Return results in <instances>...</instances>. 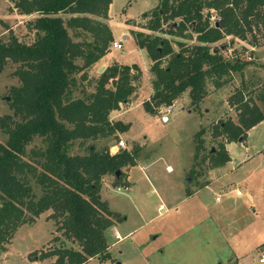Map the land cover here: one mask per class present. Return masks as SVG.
Returning a JSON list of instances; mask_svg holds the SVG:
<instances>
[{
    "label": "trees",
    "instance_id": "trees-1",
    "mask_svg": "<svg viewBox=\"0 0 264 264\" xmlns=\"http://www.w3.org/2000/svg\"><path fill=\"white\" fill-rule=\"evenodd\" d=\"M111 1L14 0L20 13L37 15L28 22L35 29L32 42H23L13 33L7 39L0 38V69L7 62L17 63L14 74L20 82L11 86L13 113L0 116V128L7 134L0 142V251L18 226L52 209L49 217L54 219L55 229L78 247L57 245L39 254L33 250L31 257L55 255L49 264H83L93 256L102 261L112 258L105 230L124 217L101 198V178L113 174L114 184L120 183L124 172L116 179L115 170L134 165L139 147L111 152L110 147L96 149L89 143L83 153L68 152L76 139L82 145L87 139L116 137V131L128 128L121 120L111 121L109 112L135 89L133 80L141 73L137 63L109 64L95 78V90L88 96L68 95L69 74L79 69L76 60L83 59V69L109 51L113 35L106 19ZM204 8L218 12L214 23ZM141 17L147 18L141 27L152 32L167 23L172 27L169 32L186 36L184 30L190 26L200 41L174 51L167 37L131 30L137 46L145 47L153 60V91L149 101H143L152 114V100L156 106L169 104L189 87L191 99L199 102L207 77L221 86L233 70L244 68L247 61L226 59L211 43L228 34L247 39L251 33L256 41L258 33L264 36V0H158L142 11ZM176 18L179 20L174 25ZM66 24L88 32L91 39H73ZM175 43L184 44L180 40ZM109 80L111 85H107ZM257 95L264 99L263 92ZM231 96L239 121L229 118L216 123L215 135L226 136L228 142L245 141L248 130L264 120V108L242 90ZM34 136H41L44 144L27 151ZM207 159L212 167L230 160L226 143L211 149ZM32 179L40 186L37 196L32 192Z\"/></svg>",
    "mask_w": 264,
    "mask_h": 264
},
{
    "label": "rangeland",
    "instance_id": "rangeland-1",
    "mask_svg": "<svg viewBox=\"0 0 264 264\" xmlns=\"http://www.w3.org/2000/svg\"><path fill=\"white\" fill-rule=\"evenodd\" d=\"M154 3L156 5L158 0H112L109 6L108 22L114 40H120L122 47L114 48L110 43L107 59L110 64L137 63L141 69L127 100L109 112L111 121L121 120L128 128L116 131L117 138L110 135L87 139L82 145L76 139L68 148L71 154L83 153L89 143L101 149L110 147L118 138L125 141L128 149L133 145L139 147L136 163L121 169L124 173L120 174V183L114 184L113 174L101 178V198H107L109 207L124 217L105 230L112 258L102 261L93 256L83 264H261L264 120L248 130L245 141L228 142L226 136L215 135V124L229 118L239 121L236 105L231 101V95L237 90H242L247 98L252 95L264 108V99L257 95L264 94V36L258 33L256 41L251 33L247 39L228 34L211 43L224 58L247 61L244 68L233 70L228 75L229 80L221 86L207 77L199 102L191 99L189 87L169 104L156 106L152 100L155 109L152 114L143 101H149L153 91L150 70L153 60L145 47L138 48L132 36L123 37V32L141 29L159 34L170 39L174 51L200 43L190 26L184 30L186 36L169 32L172 27L167 23L157 32L141 27L147 19L141 17V12ZM204 13L211 14L212 23L219 17L213 8H204ZM36 15L20 13L14 0H0V38L7 39L13 33L23 42H32L35 29L28 22ZM62 16L66 18L67 13ZM178 20L176 18L173 24ZM66 26L73 39H91L88 32ZM175 40L184 44L179 46ZM76 63L79 69L70 73L68 80L71 98L85 97L94 91L100 67L105 68V64L92 63L82 69V58ZM17 65L7 62L0 69V116L13 113L10 93L12 85L20 84L14 74ZM131 72L136 73V70L132 68ZM107 85H111L110 80ZM169 105L170 121L163 123L159 118L161 110ZM6 137L0 128V142ZM222 141L226 143L230 160L212 167L207 156L211 149L217 150ZM43 144L41 136H34L26 148L29 151ZM168 165L171 170H167ZM30 185L33 194L39 195L40 186L34 179ZM238 190L242 193L238 194ZM161 203L163 206H159ZM51 212L52 209H47L33 222L17 227L5 249L0 251V264H49L55 255L36 259L30 252L35 250L39 254L57 245L78 247L55 229L56 223L49 217ZM156 231L161 234L152 238ZM157 247L163 252L157 251Z\"/></svg>",
    "mask_w": 264,
    "mask_h": 264
},
{
    "label": "built area",
    "instance_id": "built-area-1",
    "mask_svg": "<svg viewBox=\"0 0 264 264\" xmlns=\"http://www.w3.org/2000/svg\"><path fill=\"white\" fill-rule=\"evenodd\" d=\"M111 46L114 47V48H121L122 47V43H121L120 40L119 41H115L114 40V41H112ZM170 109H171V105L165 106L164 110H161L162 113H161L159 118H160V120L162 122L169 121V119H170V117H169ZM120 148H127L128 149L125 141L122 138H119L114 144H112L110 146V151L111 152H116ZM167 170H171V167L169 165L167 166ZM117 189H120V187L117 186ZM237 193L241 194L242 191L238 190ZM259 261H260L261 264H264V250L261 251V253H260Z\"/></svg>",
    "mask_w": 264,
    "mask_h": 264
},
{
    "label": "crops",
    "instance_id": "crops-1",
    "mask_svg": "<svg viewBox=\"0 0 264 264\" xmlns=\"http://www.w3.org/2000/svg\"><path fill=\"white\" fill-rule=\"evenodd\" d=\"M111 4V3H110ZM110 4H109V6H110ZM154 5H155V3H154ZM153 6V5H152ZM151 6V7H152ZM150 8V7H149ZM148 9V8H147ZM108 17H109V8H108ZM107 22H108V18H107ZM108 24H109V26H110V28H111V31H112V35H113V40H114V32H113V29H112V27H111V25H110V23L108 22ZM127 25V29L129 28V25L128 24H126ZM129 30V29H128ZM132 36V34L129 32V31H124L123 32V37H129V36ZM132 38H133V36H132ZM134 39V38H133ZM119 40V39H118ZM137 45V44H136ZM111 47V46H110ZM139 48V47H138ZM109 53V51L107 52V53H105L101 58H99L97 61H95L94 62V64H97V63H100V64H105V67L107 66V65H109L110 64V62L111 61H109V59H107V54ZM117 62H119V61H117ZM120 63H122V62H120ZM127 64V63H126ZM103 66V65H102ZM161 121V120H160ZM169 121H170V119H169ZM162 122V121H161ZM168 122V121H167ZM167 122H163V123H167ZM256 126V125H255ZM253 128V127H252ZM251 128V129H252ZM250 132V131H249ZM250 192L251 191H248L247 193L248 194H250ZM103 196V195H102ZM103 199H106L107 200V198H103ZM108 201V200H107ZM159 206H163V204L161 203ZM159 234H161V232L159 231H156V232H154V234H153V237L152 238H156V237H158V235ZM119 235V234H118ZM152 236V235H151ZM120 238V237H119ZM157 251H160V253H162L163 252V249L162 248H160V247H157ZM216 262V261H215ZM215 264V263H214Z\"/></svg>",
    "mask_w": 264,
    "mask_h": 264
},
{
    "label": "water",
    "instance_id": "water-1",
    "mask_svg": "<svg viewBox=\"0 0 264 264\" xmlns=\"http://www.w3.org/2000/svg\"><path fill=\"white\" fill-rule=\"evenodd\" d=\"M104 69V66L100 67V70L102 71ZM121 169H116L114 172L115 178L118 179L119 175L121 174Z\"/></svg>",
    "mask_w": 264,
    "mask_h": 264
}]
</instances>
